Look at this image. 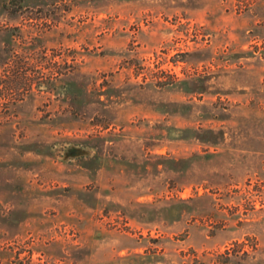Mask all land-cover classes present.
Instances as JSON below:
<instances>
[{
  "label": "rangeland",
  "instance_id": "1",
  "mask_svg": "<svg viewBox=\"0 0 264 264\" xmlns=\"http://www.w3.org/2000/svg\"><path fill=\"white\" fill-rule=\"evenodd\" d=\"M0 0V264H264V0Z\"/></svg>",
  "mask_w": 264,
  "mask_h": 264
},
{
  "label": "trees",
  "instance_id": "2",
  "mask_svg": "<svg viewBox=\"0 0 264 264\" xmlns=\"http://www.w3.org/2000/svg\"><path fill=\"white\" fill-rule=\"evenodd\" d=\"M22 0H11V1H8L6 4H9L12 8H19L20 7V4H21Z\"/></svg>",
  "mask_w": 264,
  "mask_h": 264
}]
</instances>
